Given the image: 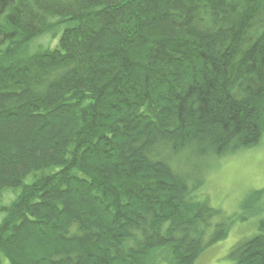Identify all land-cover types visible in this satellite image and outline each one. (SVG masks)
<instances>
[{"label":"trees","instance_id":"16d2710c","mask_svg":"<svg viewBox=\"0 0 264 264\" xmlns=\"http://www.w3.org/2000/svg\"><path fill=\"white\" fill-rule=\"evenodd\" d=\"M263 133L264 0H0V264H195L231 224L185 167Z\"/></svg>","mask_w":264,"mask_h":264},{"label":"rangeland","instance_id":"374dc122","mask_svg":"<svg viewBox=\"0 0 264 264\" xmlns=\"http://www.w3.org/2000/svg\"><path fill=\"white\" fill-rule=\"evenodd\" d=\"M64 26L57 23L52 32L33 38L26 52L32 54L40 48L57 45ZM180 162L178 166L183 167L184 163ZM185 170L189 175V184L201 181L194 194L199 198L206 197L210 206L220 211L215 221H230L231 224L227 237L207 248L195 264H231L228 258L231 248L251 237L256 232L258 221L264 218V191L252 205L257 211L242 207L252 192L264 190V133L259 142L250 148L208 157L197 161V164H190ZM16 194L17 191H6L2 203L8 205ZM161 253L163 261L156 264H169L166 252Z\"/></svg>","mask_w":264,"mask_h":264}]
</instances>
